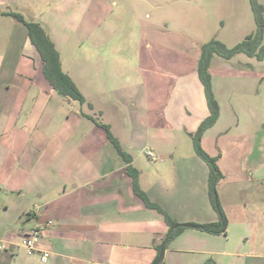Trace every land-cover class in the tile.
Listing matches in <instances>:
<instances>
[{
	"label": "rangeland",
	"instance_id": "1",
	"mask_svg": "<svg viewBox=\"0 0 264 264\" xmlns=\"http://www.w3.org/2000/svg\"><path fill=\"white\" fill-rule=\"evenodd\" d=\"M114 1L22 0L18 12L27 20L37 16L34 20L39 22L42 14L54 22L62 42L59 41V48L63 66L70 70L89 100L85 111L99 122L111 124L124 147L139 154L136 166L145 170L144 181L150 196L158 194L167 214L180 224L217 222L219 213L210 201L206 175L195 164L176 166L177 188L171 187L168 193L159 194L157 185L152 187L148 183L154 169L160 168V147L174 145L177 159L195 152L190 132L181 129L173 135L162 134L152 126H197L192 117L179 115L178 106L184 104L179 96L189 86L182 78L198 68L197 55L205 42L216 38L231 48L256 32L251 2L165 0L166 10L158 18L147 0H117L118 5ZM257 1L264 8V0ZM0 8L6 6L0 4ZM5 20L0 24V53L9 54L3 63L9 69L15 56L30 54V49L24 46L26 26L8 18L16 26L11 30ZM154 20L159 24L152 26ZM89 27H93V32L84 31ZM97 42L104 45L99 47ZM210 72L221 116L206 132L203 145L211 154L223 152V178L216 190L227 211L228 223L221 233L185 228L168 242L170 249L164 264H264V259L237 254L261 251L258 242L263 241L262 235L251 234V225L258 223L260 230H264V58L244 53L231 58L215 54ZM60 97L71 111L80 110L82 104L77 100ZM88 102L95 103L96 109L92 111ZM85 122L89 131L88 126L94 122ZM109 144L110 153L121 160L116 147ZM149 150L154 158L148 156ZM19 198L6 189L0 191V230L1 236L10 233L15 242L22 243L24 235L21 237L20 231L28 227L30 219L26 212L29 205ZM238 204L239 209L246 208V217L240 216ZM254 238L253 248L250 242ZM0 264L46 263L39 253L30 255L28 250L21 249L13 257H0ZM47 264H52V260Z\"/></svg>",
	"mask_w": 264,
	"mask_h": 264
},
{
	"label": "crops",
	"instance_id": "2",
	"mask_svg": "<svg viewBox=\"0 0 264 264\" xmlns=\"http://www.w3.org/2000/svg\"><path fill=\"white\" fill-rule=\"evenodd\" d=\"M147 2H151V9L160 18L166 10L164 3L167 1ZM114 3L119 4L117 0ZM0 4L6 6L4 9L0 8V24L6 19L12 30L16 26L7 19L16 20L10 13L18 12L22 0H0ZM105 4L108 6V2ZM36 18L37 16L32 19ZM39 18V23L44 26L60 52L62 68L72 76L70 70L63 66L59 48L61 39L54 22L42 14ZM158 24L159 21L154 20L152 26ZM92 28H84V31L93 32ZM100 29L101 25L97 31L100 32ZM97 44L99 47L104 45L103 42ZM24 46L30 49V54L23 53L12 58L14 61L10 63L9 69L3 64L9 54L0 53V191L6 189L7 192H14L16 197L24 198V205H29L26 209L29 225L21 229L20 236H25L35 227L41 228L35 253L41 256V250H48L50 256L44 262L46 264L50 259L52 264H153L159 256L160 243L169 230L166 220L158 209L148 208L134 194L132 181L126 170L127 164L122 157L119 160L110 153L107 130L96 123L94 117L84 109L88 98L85 96L86 101L81 103L78 112L71 111L65 105V99L53 89L45 76L44 63L29 35L25 38ZM195 70L182 78L187 80L189 86L179 96L184 104L180 106L179 102L178 107H181L179 115L184 113L192 117L197 126L188 129L186 126L164 127L158 123L152 126L156 132L173 135L175 131L182 129L190 132L193 137L200 122L209 115L203 84L197 69ZM72 78L74 79L73 76ZM74 81L76 82L75 79ZM68 102L69 105L73 104ZM88 105L92 111L96 109L95 103L88 102ZM99 112L103 113V110ZM85 119L94 122L88 126L89 131H86L88 122ZM107 125L124 150L132 154L131 163L137 167L139 154L129 152L113 126ZM173 146L167 143L166 147L158 148L160 168L154 169L148 183L152 187L157 185L159 194L168 193L171 187H176V166L181 164L191 167L195 164L206 175L205 185L208 192V164L196 156L195 149V152H189L177 159L173 153L176 148ZM212 155H220L218 165L221 168L223 152ZM145 175V170H140L139 181L142 189L152 201L162 206L158 194L155 197L150 196L151 191L147 189V182L144 181ZM237 206L236 209H239L241 205ZM239 210L240 216L248 215L244 206ZM251 227L252 235H262L263 241L258 242L261 251L237 254L264 259V230L261 231L259 224L255 222ZM1 237L9 246L0 252L1 259L7 255H18L21 249H26L20 247L16 252L13 251L14 245L20 243L15 242L10 233ZM250 243H253L254 248L255 238ZM169 249L168 246L164 250L163 263L167 260Z\"/></svg>",
	"mask_w": 264,
	"mask_h": 264
},
{
	"label": "trees",
	"instance_id": "3",
	"mask_svg": "<svg viewBox=\"0 0 264 264\" xmlns=\"http://www.w3.org/2000/svg\"><path fill=\"white\" fill-rule=\"evenodd\" d=\"M251 6L254 11V18L257 25L256 32L249 33L246 38L239 43L237 46L228 47L225 43L219 41L216 38H212L208 42H205L200 50V58L198 61V76L200 81L203 84L205 96L207 99V106L209 109V115L200 122L196 131L193 133V145L194 149L197 152V155L205 161L210 169L208 177V186H209V198L212 202L214 209L219 213V220L217 222H207V223H195L194 221L187 222L184 224L177 223L176 220L172 219L169 214L163 209L159 203L152 201L148 193L142 189L139 175L140 170L135 167L132 162V154L126 152L122 147L121 143L117 137L113 134L110 129V126L107 123L99 122L97 119L93 120L102 125L107 130L108 140L116 147L124 162L127 164V173L129 174L134 194H136L148 208L158 209L160 213L164 214L165 220L169 226V230L166 232L163 245L159 247V256L153 264H164L163 263V254L164 250L167 248L168 242L178 233L183 231L187 227H195L201 230L212 231L213 233H221L226 231V226L228 223L227 213L222 206L216 186L221 178H223V173L218 165V159L220 155L210 154L202 145L205 132L211 128L215 123L218 122L221 112H220V103L217 100L215 93L213 91V81L212 74L210 72L212 58L215 54L224 58H231L235 54L244 53L249 56H254L257 59L264 58V42H263V33H264V8L257 0H250ZM15 17L19 22L23 23L26 26L27 33L31 42L36 47V50L39 52L42 61H43V71L49 83L53 89L59 92L65 97H69L72 100H77L80 103L86 101L85 95L80 91L76 82L72 76L62 68L61 55L53 39L50 37L44 26L34 20H27L19 12L10 13Z\"/></svg>",
	"mask_w": 264,
	"mask_h": 264
},
{
	"label": "built area",
	"instance_id": "4",
	"mask_svg": "<svg viewBox=\"0 0 264 264\" xmlns=\"http://www.w3.org/2000/svg\"><path fill=\"white\" fill-rule=\"evenodd\" d=\"M149 157L154 158L155 154L151 151L148 152ZM0 223H1V214H0ZM41 235V228L40 227H35L33 228L28 234L24 236L23 242L14 245V248L12 249L13 251H17L20 247H24L28 250L29 253L33 254L37 251L36 245L39 241ZM9 246L5 242V240L1 237L0 235V252L8 249ZM41 258L43 262H46L50 256V253L48 250H41ZM93 264H101V263H93Z\"/></svg>",
	"mask_w": 264,
	"mask_h": 264
}]
</instances>
